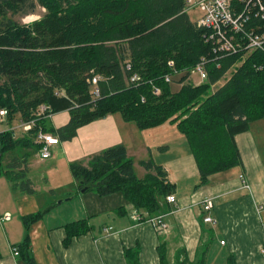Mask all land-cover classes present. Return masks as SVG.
<instances>
[{"label": "trees", "instance_id": "trees-1", "mask_svg": "<svg viewBox=\"0 0 264 264\" xmlns=\"http://www.w3.org/2000/svg\"><path fill=\"white\" fill-rule=\"evenodd\" d=\"M234 3L250 15L248 29L263 34L264 16L256 15L252 0ZM39 8L45 14L30 25L14 18L34 15ZM185 10L186 0H0V109L7 111L8 121L18 117L33 122L28 132L33 138L42 130L61 141L114 114L139 130L175 123L195 157L201 185L242 166L236 136L264 119V49L216 51L207 40L209 31L193 23ZM202 62L208 80L195 85L189 81L191 70ZM134 74L141 82L131 84ZM93 77L101 79L99 98L93 96ZM42 105L47 111L37 116ZM64 111L71 116L68 124L53 127L52 116ZM27 138H16L12 130L0 133V168L4 155L18 147L40 149ZM142 165L148 173L141 179L126 147L118 145L93 156L87 165L71 163L70 169L78 192L91 185L100 197L121 194L142 215L162 216L174 185L152 159ZM2 176L10 178L0 171ZM25 176L20 171L16 179L34 194ZM50 209L24 217L26 227ZM92 228L86 219L66 225L65 245ZM17 248L19 263L37 264L28 235ZM157 252L160 264H174L165 244ZM125 256L129 264H140L139 249H127ZM206 256L207 249L191 263L183 251L175 264H206ZM228 264H236L235 259L230 257Z\"/></svg>", "mask_w": 264, "mask_h": 264}, {"label": "crops", "instance_id": "crops-1", "mask_svg": "<svg viewBox=\"0 0 264 264\" xmlns=\"http://www.w3.org/2000/svg\"><path fill=\"white\" fill-rule=\"evenodd\" d=\"M218 85L221 87L223 84L219 82ZM55 115L50 122L57 129L67 125L71 118L68 111ZM8 130L4 128L0 133ZM27 134L24 131L19 138ZM27 139L37 143L35 137ZM236 142L243 165L215 174L201 185L195 157L175 123L139 130L135 124L125 122L120 114H114L80 128L72 140H60L59 145L52 148L49 159H53L54 151L60 148L69 165L74 162L87 165L93 156L123 145L134 160L135 172L141 179L148 173L142 162L152 159L163 167L174 185L172 194L177 203L171 204L166 199L162 215L168 232L158 233L152 224L134 222L131 217L136 208L121 194L100 197L89 192L70 193L64 198L73 197L71 200H74L79 197L82 202L80 209H69L61 215L57 212L62 210L65 200L59 204L55 198L52 207H49V202L48 206L45 204V210L51 208L50 211L29 228L23 219L40 212V206L28 208L25 203L17 204L20 212L18 222H14L9 211L5 213H10L11 219L2 222L5 213H0V264H21L13 249L27 235L37 264H129L125 251L135 248L140 252V264H160L157 248L161 244L166 245L168 259L174 264L183 251L189 262L194 263L206 249V264H228L230 257L236 264H264V119L253 122L248 132L237 135ZM33 148L38 153L36 158L42 161L40 149L29 147L20 154L12 155L14 151L7 156L5 154L1 163L3 172H8L10 178L2 177L16 193L21 192L24 196L37 193L29 177V149ZM20 171H25V178L31 181L34 194H28L20 187L22 179H16ZM243 179L249 184V189L244 188ZM77 186L74 178V189L77 190ZM206 199L214 203L210 213L203 208ZM209 215L216 220L215 224L204 222ZM83 219L89 221L92 230L73 238L66 246V225Z\"/></svg>", "mask_w": 264, "mask_h": 264}, {"label": "built area", "instance_id": "built-area-1", "mask_svg": "<svg viewBox=\"0 0 264 264\" xmlns=\"http://www.w3.org/2000/svg\"><path fill=\"white\" fill-rule=\"evenodd\" d=\"M246 0H240V3H244ZM252 6L255 9L256 15L264 16V0H252ZM196 10L200 13V18L197 22L198 27L205 28L209 31L207 40L212 43L216 51H222L228 54H236L241 51L245 46V50L248 53L264 49V33L258 34L254 30L248 29L250 22V15L246 12L239 11L236 8L234 0H186V13ZM127 69L130 70V64H127ZM194 76H199L201 83H196L193 80ZM193 80L195 85H201L208 80V73L205 69V63L198 64L193 70H191V76L189 78ZM99 77H93L90 84L93 87V96L99 98L101 96V90L99 88ZM141 76L134 74L130 78L131 84H137L141 82ZM168 83L172 82L170 76L166 77ZM155 94L160 95V89H155ZM47 107L42 105L36 112L37 116L45 114ZM7 118V111L0 109V121ZM25 132H29L33 126V122H22ZM36 142L40 145V158L46 160L52 157V148L59 145L60 140L51 133L40 130L36 137ZM244 188H250L249 184L243 179ZM167 201L171 204H176L177 199L173 194L167 197ZM204 211L210 213L214 208V203L211 199H206L203 203ZM132 220L138 224L149 223L154 226L158 233L168 232V226L163 222V216L149 217L147 214L142 215L135 209L132 214ZM11 214L6 213L1 218V221H9ZM205 223L215 224L216 220L210 215L205 217ZM225 242L222 241V245ZM13 252L16 256L19 255L18 249L14 248Z\"/></svg>", "mask_w": 264, "mask_h": 264}, {"label": "rangeland", "instance_id": "rangeland-1", "mask_svg": "<svg viewBox=\"0 0 264 264\" xmlns=\"http://www.w3.org/2000/svg\"><path fill=\"white\" fill-rule=\"evenodd\" d=\"M44 14L45 11L42 8H39L34 15L24 17L16 16L14 18L16 21L21 22L22 24L30 25L34 21H38ZM189 17L193 23L197 22L200 18V13L196 10H192L189 13ZM229 77L230 73L225 77V79L221 81L222 84H224ZM176 80H178V78H176ZM193 80L198 84L201 83L199 76H194ZM193 80H191L190 82L194 84L195 82ZM173 87L177 86L174 85ZM218 88L219 85L213 87V91H216ZM54 117V122L56 123L58 121L57 115H55ZM4 128H9V131L13 129L16 133V138L21 137V135L25 131L22 126V121L18 117H16V119H14L13 121H8V119H6L4 123H0V130H4ZM26 137H30V135L27 134ZM23 149L24 148L22 147L16 148L12 155L20 154ZM29 153L31 164L29 177L33 180L37 189V193L35 196H24V194L21 192L16 193V191L12 189V186L7 182V180L4 177H0V213L9 211L14 217V222H18L20 219V212L19 206L17 204L24 205L25 203L28 208L32 205H37L42 208L40 212H43L48 205L49 207H52L55 198L57 203L65 200L62 204V210H58L57 212L62 213L61 215H63L64 211L69 209H80L82 202L79 197L69 202H66V200L73 197L64 198L66 194L71 193L79 195L80 192H78V189L76 190V188L74 189L73 187L74 177L71 172L70 165L67 161V156L60 152V148H57L54 151V158L49 160L40 161L38 158H36L38 154L36 148L29 149ZM0 171H3L2 164ZM88 192L90 195H98L96 190ZM45 204L48 205L46 206ZM58 216L59 214H57V217Z\"/></svg>", "mask_w": 264, "mask_h": 264}, {"label": "water", "instance_id": "water-1", "mask_svg": "<svg viewBox=\"0 0 264 264\" xmlns=\"http://www.w3.org/2000/svg\"><path fill=\"white\" fill-rule=\"evenodd\" d=\"M94 188V186H85L83 189H82V193H86V192H88V191H91L92 189ZM66 201H71V199L69 198V199H67ZM61 203V202H60ZM59 203V204H60Z\"/></svg>", "mask_w": 264, "mask_h": 264}]
</instances>
